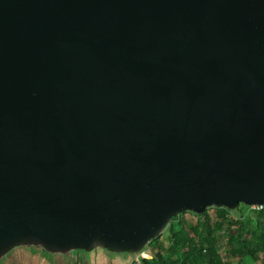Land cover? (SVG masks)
Here are the masks:
<instances>
[{"label": "water", "instance_id": "95a60500", "mask_svg": "<svg viewBox=\"0 0 264 264\" xmlns=\"http://www.w3.org/2000/svg\"><path fill=\"white\" fill-rule=\"evenodd\" d=\"M242 203L264 206V0H0V262L134 256Z\"/></svg>", "mask_w": 264, "mask_h": 264}, {"label": "trees", "instance_id": "16d2710c", "mask_svg": "<svg viewBox=\"0 0 264 264\" xmlns=\"http://www.w3.org/2000/svg\"><path fill=\"white\" fill-rule=\"evenodd\" d=\"M187 212L195 222L185 217ZM149 247L151 257L143 264H264V206L253 209L242 203L236 209L212 206L201 214L184 211Z\"/></svg>", "mask_w": 264, "mask_h": 264}, {"label": "crops", "instance_id": "0c3cea01", "mask_svg": "<svg viewBox=\"0 0 264 264\" xmlns=\"http://www.w3.org/2000/svg\"><path fill=\"white\" fill-rule=\"evenodd\" d=\"M133 257L129 253H115L102 248L51 254L33 247H19L0 264H132Z\"/></svg>", "mask_w": 264, "mask_h": 264}, {"label": "built area", "instance_id": "2783aa9c", "mask_svg": "<svg viewBox=\"0 0 264 264\" xmlns=\"http://www.w3.org/2000/svg\"><path fill=\"white\" fill-rule=\"evenodd\" d=\"M263 206H252L253 209H261ZM149 257V254L145 250L141 251L140 253L134 255L132 264H143V259Z\"/></svg>", "mask_w": 264, "mask_h": 264}, {"label": "rangeland", "instance_id": "374dc122", "mask_svg": "<svg viewBox=\"0 0 264 264\" xmlns=\"http://www.w3.org/2000/svg\"><path fill=\"white\" fill-rule=\"evenodd\" d=\"M210 213L214 214V210H213V208L210 209ZM185 217H186L187 219L193 221V222H195V220H196V217H195V216H192L189 212H187V213L185 214ZM168 228H169V226L165 229V231L163 232V234H166V232L168 231ZM162 239H163V240L165 239V236H164V235L162 236ZM145 249H146V248H145ZM145 251L147 252V254H149V257H147V258H150V257H151V254H152V249H151V247L147 248ZM222 254H223V256L225 257L224 249L222 250ZM225 258H226V257H225Z\"/></svg>", "mask_w": 264, "mask_h": 264}]
</instances>
